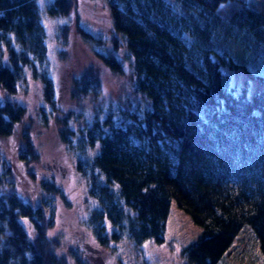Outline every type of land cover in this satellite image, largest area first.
I'll list each match as a JSON object with an SVG mask.
<instances>
[{
    "label": "trees",
    "instance_id": "obj_1",
    "mask_svg": "<svg viewBox=\"0 0 264 264\" xmlns=\"http://www.w3.org/2000/svg\"><path fill=\"white\" fill-rule=\"evenodd\" d=\"M107 1L133 58L132 89L150 105L143 112L122 103L100 107L102 114L78 132L69 117L60 119L62 141L77 137L76 166L98 202L86 220L89 232L102 247L161 243L174 198L202 227L198 239L182 247L184 264H218L246 225L264 252V88L251 96L246 88L237 91L223 69H248L226 42L245 33L264 44V9L236 0L241 6L227 18L218 8L229 0ZM72 7V0H52L45 12L66 15ZM47 36L39 0H0V264L89 263L73 247L61 253L59 239L48 236L56 225L49 198L29 201L8 189L13 170L3 158L5 140L27 113L16 97L26 72L43 81L46 102L57 100ZM95 51L121 69L114 54ZM102 88L88 68L73 78L71 97L98 95ZM20 141L17 161L34 179L40 153L28 129ZM41 186L65 199L55 182L41 180ZM118 263L127 264L121 257Z\"/></svg>",
    "mask_w": 264,
    "mask_h": 264
},
{
    "label": "rangeland",
    "instance_id": "obj_2",
    "mask_svg": "<svg viewBox=\"0 0 264 264\" xmlns=\"http://www.w3.org/2000/svg\"><path fill=\"white\" fill-rule=\"evenodd\" d=\"M51 1L39 0L48 31L50 71L55 82L57 100L55 103L46 102L43 81L29 71L26 72L16 97L27 106V113L16 126L14 136L5 140L7 152H4L3 158L13 170V179L12 176L8 179V189H16L29 201L40 197L50 199L49 211L54 215L56 225L48 229L47 234L50 238L59 239L61 253H67L73 247L87 259L88 264H119V257L125 259L127 264H184L182 247L197 240L202 227L176 204L174 198L166 224L165 239L161 243L150 240L135 246L132 241H123L102 247L89 232L86 220L91 209L98 206V202L88 194L87 179L76 166L77 137L72 136V141L68 143L62 141L59 129L63 125L60 119L69 117L68 122L78 132L85 120L93 119L97 113L102 114L100 107L106 110L111 103H122L143 112L149 109L150 102L145 95L135 93L132 89L133 58L126 49V36L114 28L109 2L72 0L70 13L52 16L45 12ZM247 3L256 9H264V0H247ZM240 6L239 1L229 0L221 3L218 13L228 18ZM64 26L67 27L66 33L62 30ZM80 27L94 37L84 38L79 31ZM114 38L118 39L117 46ZM234 39L230 43L226 42V47L248 69L234 71L226 65H223V69L232 75L233 86L237 91L246 88L247 94L251 96L257 89L264 88V44L245 33L234 36ZM241 41L247 42V46L244 42L240 43ZM95 50L114 54L122 63L121 69L114 70L105 64ZM222 50L223 46L218 45L219 53ZM88 68H93L100 76L103 82L102 91L98 95L75 99L71 97L73 78ZM24 129L30 131L35 148L40 153L39 162L32 169L34 179L28 175L29 168H24L17 161ZM89 150L95 152V149ZM46 179L60 187L65 199L42 188L41 180ZM11 183L13 184L10 185ZM254 236L253 229L246 225L218 264H264V252L258 238ZM70 264L75 263L71 261Z\"/></svg>",
    "mask_w": 264,
    "mask_h": 264
}]
</instances>
